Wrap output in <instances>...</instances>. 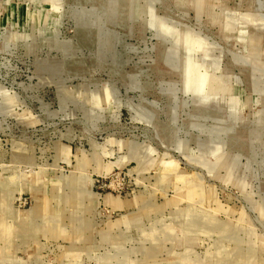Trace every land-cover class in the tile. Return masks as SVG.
<instances>
[{
    "label": "rangeland",
    "instance_id": "rangeland-1",
    "mask_svg": "<svg viewBox=\"0 0 264 264\" xmlns=\"http://www.w3.org/2000/svg\"><path fill=\"white\" fill-rule=\"evenodd\" d=\"M0 264H264V0H0Z\"/></svg>",
    "mask_w": 264,
    "mask_h": 264
}]
</instances>
